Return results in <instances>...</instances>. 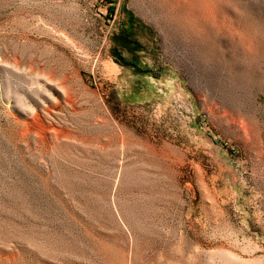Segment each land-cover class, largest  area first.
<instances>
[{"label":"rangeland","instance_id":"1","mask_svg":"<svg viewBox=\"0 0 264 264\" xmlns=\"http://www.w3.org/2000/svg\"><path fill=\"white\" fill-rule=\"evenodd\" d=\"M0 264H264V0H0Z\"/></svg>","mask_w":264,"mask_h":264}]
</instances>
